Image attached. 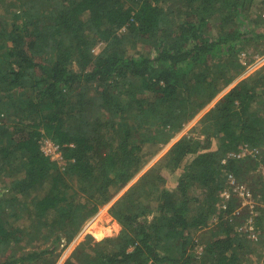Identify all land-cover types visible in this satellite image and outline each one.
Listing matches in <instances>:
<instances>
[{
  "label": "trees",
  "instance_id": "16d2710c",
  "mask_svg": "<svg viewBox=\"0 0 264 264\" xmlns=\"http://www.w3.org/2000/svg\"><path fill=\"white\" fill-rule=\"evenodd\" d=\"M5 2L0 264H55L61 245L247 69L241 53L252 62L264 42L255 11L264 0ZM45 138L63 163L43 151ZM244 146L264 149V67L219 98L197 137L175 142L152 180L113 201L118 233L88 235L63 264L264 260V174L254 171L264 158L231 155ZM165 169L178 173L173 188ZM246 179L254 207L233 185ZM91 231L103 235L96 224Z\"/></svg>",
  "mask_w": 264,
  "mask_h": 264
},
{
  "label": "rangeland",
  "instance_id": "374dc122",
  "mask_svg": "<svg viewBox=\"0 0 264 264\" xmlns=\"http://www.w3.org/2000/svg\"><path fill=\"white\" fill-rule=\"evenodd\" d=\"M260 5H264L261 3ZM12 7L11 3L8 4V2H5L1 4L0 11L2 13H6L7 9ZM254 10V9H253ZM256 13H261L260 17L264 19V7L262 8H257ZM256 13L253 15L255 18ZM14 17V16H13ZM15 18V17H14ZM250 25L245 24L244 29H247ZM138 49L143 52L149 51L148 47H145L142 45V43H139ZM147 49V50H145ZM256 51L255 54H253V60L252 62H247V54L244 52L241 53V58L243 63H249L247 66V69L233 82L231 83L228 87L223 89L218 95L208 104H206L203 108H201L198 113L191 118L185 125L184 127L176 133L174 137L169 139L168 142H166L163 147L158 151L156 155H154L136 174L135 176L128 182L126 183L123 188L115 195V197L112 199L111 202L102 205L100 209L85 223V225L81 228V230L78 232V234L74 237L72 241L64 245L63 243L61 245V253L59 254L56 263L55 264H63L65 260L71 255V253L74 251V249L82 242L84 241L85 238L88 237V235H93L97 240L102 239L106 236H111L116 233H118L122 226L116 219H113L112 216L109 214V208L113 201H115L118 197H120L122 194H124L127 190H129L135 183H137L140 179L143 177L145 178L146 184L153 179V177L150 175V168L156 164L164 155L167 153L171 147L175 144L176 141H178L181 137L184 135H191L193 137H197L199 135V130H200V121L202 117L215 105V103L219 100L222 95H224L230 88H232L236 83H238L240 80L243 78L250 77L252 74L256 73L258 70L262 69L264 67V42L257 44L255 47H253ZM194 129V130H193ZM48 140V138H45L42 143V149H44L45 146V141ZM50 140V139H49ZM46 150L49 151V148L46 147ZM263 150V151H262ZM45 151V150H44ZM245 150H240L241 156H246L248 155L251 150L248 148L247 152L245 155H243ZM258 154L260 155H254L255 153L251 152L254 156H257L259 159L264 158V149H257ZM52 159L58 160L60 163L64 162L63 155L61 156V152L59 153H50ZM260 156V157H259ZM260 169V171H259ZM255 173H263L264 174V162L261 163L255 170ZM164 175H168V180H167V185L171 188H173V185L177 182L178 179V173H170L167 169L163 170ZM232 182V181H231ZM249 180L246 179L244 182L241 183L242 187L244 186L247 188ZM240 184V183H239ZM234 188H235V184ZM236 189V188H235ZM244 189V188H243ZM248 189V188H247ZM228 191V190H227ZM227 194L226 192L224 195ZM223 195V192H222ZM226 196V195H225ZM242 197V205H248L251 207H254V202H253V196L249 192V194L245 193L244 196ZM251 219L249 218L248 221L245 222L244 225L249 226V230H252L251 236L255 237L257 232H255L254 228H251ZM89 225L85 227L87 224ZM96 224L97 228H99L100 233L103 234L101 236H96L95 234L92 233L91 229L93 226ZM98 224V225H97ZM250 224V225H249ZM255 235V236H254ZM202 251V247L199 246L198 252ZM255 264V263H254ZM257 264H264V260L261 259L260 262Z\"/></svg>",
  "mask_w": 264,
  "mask_h": 264
},
{
  "label": "built area",
  "instance_id": "2783aa9c",
  "mask_svg": "<svg viewBox=\"0 0 264 264\" xmlns=\"http://www.w3.org/2000/svg\"><path fill=\"white\" fill-rule=\"evenodd\" d=\"M46 147L49 148V151L46 150ZM44 150H45V151H44ZM242 150H245V152H244V154H243V155H245L246 152H247V150H248V147L244 146V147H242ZM43 151H44L47 155H49L50 157H52L50 153H55V152H56V153L61 152V156H62V150H61L60 145L57 144V143H55V142H53L52 140H49V139L45 141V146H44ZM231 155H233V156H241L240 151H239L238 153H231ZM231 181H232V183H235L234 179H232ZM235 188L238 189V191H239V193H240L241 196H244L245 193L249 194L248 189L245 188L244 186L242 187L241 184H240L239 186H236ZM243 188H244V189H243ZM225 192L227 193V194H225V195H226V196H229V191H227V190L223 191V195H224ZM251 228H253V226H251ZM251 231H252V230H251ZM254 236H255V235H254Z\"/></svg>",
  "mask_w": 264,
  "mask_h": 264
}]
</instances>
